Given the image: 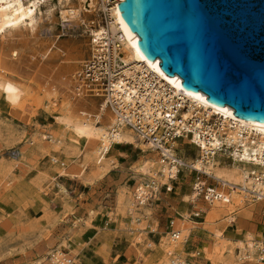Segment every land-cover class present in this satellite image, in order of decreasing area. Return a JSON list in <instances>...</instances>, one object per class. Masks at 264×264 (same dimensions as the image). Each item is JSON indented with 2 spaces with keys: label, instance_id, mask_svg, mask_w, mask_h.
I'll list each match as a JSON object with an SVG mask.
<instances>
[{
  "label": "rangeland",
  "instance_id": "374dc122",
  "mask_svg": "<svg viewBox=\"0 0 264 264\" xmlns=\"http://www.w3.org/2000/svg\"><path fill=\"white\" fill-rule=\"evenodd\" d=\"M58 1L63 3L64 0H49L40 6V11H37V19L40 18L36 32L38 36L30 38L32 42L30 40L25 44L28 46L19 41L20 37L17 35H14L12 39L8 38L9 41L13 40L12 42L0 38V57L16 49L20 52L23 50L22 53L16 50L17 62L20 60L19 63L22 64L21 69L20 65L16 64L13 68L9 65L5 70H1L3 78L9 84L5 90L0 92V122H4V125L10 129L6 132L7 139L3 145L15 144L12 148H5L0 160V264L40 262L52 250L67 254L74 264H128V262L130 264H158L165 250L161 247L160 241L166 237V242H172L168 235L170 231L168 224L171 218L174 220V229H180L179 240L173 243H183V249L176 251V253H182V260H191L193 264H228L229 260L232 264H257L255 262L256 250H253L254 253L252 252L250 260L239 258L240 249L233 243L242 241L243 246H247V240H251L252 243L262 241L264 237L263 203L252 201L247 195L243 199L244 207L238 211L235 222L230 223L224 213L216 216L208 215L210 207L221 203L208 205L196 201L195 205L204 209L200 220L202 224L193 232V235H191L192 232L189 235L190 225L184 223L185 226H183L182 221H178L176 219L178 217L173 215L170 209L173 207V210H178L184 218L191 211L188 203L192 201L193 174H190L188 170H181L176 180L171 183L172 192L167 195L163 186L161 187L168 183L167 177L165 182L162 181V177H159L160 174L154 177L160 187L159 193L146 209L138 210L141 207L135 201L134 190L139 184L147 182L152 177V175L142 176L138 166L146 160L152 159L158 162L159 156L141 144L137 138L135 143L123 144L126 153L122 157L114 158L113 155L116 153L111 151L108 157L104 158L106 161L112 160L109 164L113 172L97 183L85 180L90 177L91 171L96 169L92 164L80 168V164L77 161L74 162L75 156L67 154L64 147L53 149L52 141L64 135V131L66 140L69 141L72 136L56 120L57 115L63 114L64 100L61 95L63 93L48 96L42 89L43 77L36 70L47 62L53 67L52 70L59 66H67L68 62L71 69L62 71V74L69 77L74 76L80 71L82 63L71 64V60H75L71 58H79L76 60L83 62L91 56L90 31L94 30L97 25H101L98 0H95V8H92L94 16L88 13L84 16L86 21L94 19L95 24L92 27H87V22L85 26L63 23L59 14L62 4ZM49 11L51 14H48ZM33 39L36 41L34 42ZM69 45L72 46L71 49ZM51 46H54V50L52 48L51 53L43 59L44 61L41 60L40 55L45 54ZM79 52L82 55L77 56ZM85 91L83 98L85 100L94 99L95 106L104 101L102 97L93 96L94 94L87 91V88ZM82 109L86 110L85 107H79V110ZM210 125L213 130H216L218 126L215 121H212ZM44 135L49 136L50 143L42 141ZM98 144L99 142H96L97 146ZM176 144L177 146H174L176 155L187 164L199 159V151L188 140L178 141ZM21 146L24 148L19 149ZM82 146L83 142L80 141L78 147L81 149ZM91 148L87 147L85 152ZM26 150H29L27 153L30 154L28 159ZM12 152H18L19 155L14 157ZM218 158H220V165L226 168L233 167V164L223 160L221 155H218ZM15 166H19L26 173L20 171L19 175L15 176L13 170ZM31 170L34 171V175L27 173ZM59 174L66 175L68 180L77 181L70 183L72 187L69 190L75 189L81 192L83 194L81 198L76 192L70 196L66 192L67 188L56 185L54 179ZM60 180L61 178L57 179V182L61 184ZM212 182L208 180L206 183L212 184ZM54 186L58 188L57 192L53 189ZM74 197L77 202L81 201V204H85V207L79 210V215L75 214L76 219L74 217L72 222L68 220L67 224L61 227L64 230L70 229L66 235L69 238L62 240L61 244L56 247L46 249L45 253H35L33 247L49 235L45 227L56 223L58 217L61 221H66L65 215L71 212L73 206V204H67L66 201ZM119 198L123 204L129 198L135 202L134 205L137 208L130 212L126 206L117 201ZM60 207H62L61 211L65 210L64 213L57 212ZM38 216L41 217L35 219ZM184 227L188 231L181 232ZM154 229L157 230L153 238L155 242L150 240L153 237L150 231ZM216 232L221 233L226 242L222 255L215 251L219 242L215 237ZM184 239H187L185 243ZM148 244L150 248L147 247ZM233 246L234 258L228 259L227 251ZM35 257L37 258L33 259Z\"/></svg>",
  "mask_w": 264,
  "mask_h": 264
},
{
  "label": "bare ground",
  "instance_id": "6f19581e",
  "mask_svg": "<svg viewBox=\"0 0 264 264\" xmlns=\"http://www.w3.org/2000/svg\"><path fill=\"white\" fill-rule=\"evenodd\" d=\"M48 1L49 0H0V38L1 39L5 38V40H7L8 38L11 37L12 39L14 35H17L20 37L18 40L22 41L24 45L27 44L30 40L32 42V39L30 38L33 37L35 38L38 36V35L36 36V32L39 27L38 21L40 20V18L39 20L37 19V11L39 12L40 6L47 3ZM88 2L89 0H64L63 3L62 2L60 3L58 1V3L62 4V8L60 9V13H59L61 21L63 23H69V24L75 23L81 25H84L87 22V27L94 26L95 24L94 19H90L87 21L84 19L85 14L88 13L89 15H92L94 12L92 8H95L94 7L95 0H91L89 2V5H87ZM48 14H51L50 11L48 12ZM92 16H94V14ZM109 20H110L109 26L111 27V29L114 32L118 31L121 33L122 36L121 51L124 53L123 61L126 64L128 63L133 64L134 69L136 70H147L148 72H151L152 74L156 75L158 78H160L163 81L166 87L171 90L172 94L183 96V98L187 103V111L182 114L184 120H188L190 118L195 117L197 120H199L198 122L204 121V127L206 129H210L212 127L210 125L212 121H215L218 124L216 130H214L215 132L214 131L210 132V136L212 138L211 141H205V140L204 142L200 141V144L204 147V149H208L210 148V146L215 148L217 145H219L220 144L219 136L221 137L222 135H224L225 137L226 144L228 146H233V151H231L233 157L237 159V161L241 160L238 165L236 164L233 165V167L231 168H226L222 165H218L217 162H214L211 159H208L206 163H204L200 159H197L193 161L192 165L194 169L211 174L214 178L219 179L225 182L226 185L232 187L233 190L229 191V196L225 197L226 199H228V203H221L220 205L214 204L212 207L209 208L208 215L216 216L219 213H224L226 219H228L230 223L235 222V218L236 215L238 214V211L244 207L243 199L250 194L251 190H255V191L263 190L260 184L254 183V181L250 177V173H252L253 171L264 175V124L237 119L232 115V112L210 105L209 103L206 102V100L196 96L193 93L186 92L185 90H183L172 79L161 73L159 68L153 62H151L150 60L146 59L143 55H141L139 51L136 49V47L130 42V40L125 35V31L122 28L121 17L118 7H113L110 10ZM90 33L93 34L94 31L92 30ZM11 39L10 41L8 39V41L12 42L13 40L11 41ZM35 41L36 40H34V42ZM5 43L8 42L5 41ZM13 45H15V43H13ZM24 45L23 48H25ZM64 46L66 47V45ZM71 47L72 46H70V49ZM52 48L54 50V46H51L47 49L45 54L40 55L41 60H43L47 55H49V53H51ZM93 48L94 46H91V51H93ZM16 50L12 51L10 54L5 53L0 57V92L5 90L6 86L9 85L8 82L3 78L2 76L3 73H1V70H5L6 66L8 67L9 65H11V67L13 68L14 65L16 64H19L21 69L22 64L19 63L20 60L17 62ZM64 55L69 56L67 54ZM76 55L78 56L82 54H80L79 52V54L77 53ZM11 58L12 60H10ZM20 59L22 60V58ZM71 59H75V60H71L72 61L71 64L84 63V61L82 62L80 60H76L79 58H71ZM66 64L67 66L65 65V67L59 66L56 69L52 70L53 67L47 62V64L43 66H39V68L36 70L37 73L41 77H43L42 89L44 92L47 93L48 96H56L63 93L61 94L64 100V104L62 106L63 114L59 116L57 115L56 120L60 123V125L64 127V129H66L72 135L68 141L65 138L66 133L64 131V135H61L60 138H57L54 141H52L54 143L53 145L54 148L53 147L52 148L56 150L64 147V150L67 154L71 156H75L74 158L76 160H74V162L77 161V163L80 164V168L92 164L96 169L95 171H91L92 173L90 174L89 178L85 179L86 182L88 181L92 183L104 177L110 170L111 164L109 163L112 162V160L109 159V161H106L104 160V158L108 157L110 153L111 143L115 142L119 144H132L135 143L136 137L132 134L131 131H129L126 128H123L121 123L117 122L115 116L107 108L105 101H102L100 102L101 103L100 105L95 106L94 99L85 100L83 98L84 92H86L85 90L87 87L84 86V84L79 81V75L81 69L74 76L71 77H69L68 75L64 76V74H62V71L64 70L68 71L69 69H71L70 65H68L69 63L67 62ZM16 68H18V66ZM32 71L34 70L32 69ZM97 96L98 95H96V97ZM79 107L82 108L85 107L86 110L84 109L79 110ZM196 126H197L196 128H199L201 124L197 123ZM111 130L113 132L110 135ZM80 141L83 142V146L81 147V149L80 147H78L80 146ZM96 142H99L98 146L96 145ZM143 145L146 148H149L146 144ZM174 146H177V144L174 143L173 147ZM87 147H92V148L88 152H85ZM250 161H254V164H251ZM158 164H160V166H158ZM257 164L259 165L262 164L263 167L258 168V170L257 168L256 169L249 168L252 165H257ZM138 168L142 176L150 177L152 175L151 178H154L157 177L158 174H160L159 177H162L163 180L162 179L161 180L164 182L167 181L166 180L167 176L168 178L169 176L171 177L175 176L174 174L175 169L168 167V165L162 163L160 159H158V162L152 159L146 160L143 163H141L138 166ZM59 175L65 176L64 174H59ZM143 184H147V182L145 181L143 182ZM192 198L193 195L191 196V199ZM117 201H119L121 205L123 204V202H121V198H119V200ZM134 204L135 202L131 201L128 198L125 204L123 205L126 206L128 210L131 212L137 208ZM137 205L141 207L138 210H143L146 209L147 207L145 200H142L140 198L139 201L137 202ZM182 225L185 226L183 222ZM184 230H187L186 227L181 229V232H184ZM215 237L219 240V242L217 243V247L215 248V251L222 255L226 247V242L225 240H223L224 238H222V234L219 232L215 233ZM165 238H163L160 241L161 247H163L165 250L163 252V258L159 260L158 264H170V260L175 258L181 259L182 257V253L181 254L178 252L176 253V251L178 249L179 250L183 249V243L182 242L173 243V242H177L179 238L176 241L170 238L172 241L171 243L166 242ZM247 241H248L247 246H243L244 244L242 243V241L241 242L238 241L237 243L234 242L235 244L233 243V245H237V247L240 249L241 257L239 256V258L250 260L252 259L251 256L254 253L253 250H255V246L258 245V243L255 242L252 243L251 240H247ZM233 249L234 246L231 247L230 250L228 251L226 250L228 252L227 255L228 259L234 258ZM218 260H220V257L218 258ZM229 261L230 262L228 264H232L231 260ZM30 263L37 264L39 262L35 261Z\"/></svg>",
  "mask_w": 264,
  "mask_h": 264
},
{
  "label": "water",
  "instance_id": "95a60500",
  "mask_svg": "<svg viewBox=\"0 0 264 264\" xmlns=\"http://www.w3.org/2000/svg\"><path fill=\"white\" fill-rule=\"evenodd\" d=\"M122 28L186 92L264 124V0H123Z\"/></svg>",
  "mask_w": 264,
  "mask_h": 264
},
{
  "label": "built area",
  "instance_id": "2783aa9c",
  "mask_svg": "<svg viewBox=\"0 0 264 264\" xmlns=\"http://www.w3.org/2000/svg\"><path fill=\"white\" fill-rule=\"evenodd\" d=\"M98 1L101 25L94 28L93 34L90 33L91 46L94 48L89 59L82 64L79 81L87 87V91L104 99L107 108L123 128L131 131L139 142L146 144L148 149L155 152L162 163L175 169V176H169V178L167 176L168 183L161 185L166 193L172 192L171 183L176 180V174L179 175L181 170H188L190 174H193L192 203L198 199L208 205L228 203L225 197L229 196V191L233 190L232 187L211 174L194 169L192 163L184 162L176 155V147H173V144L188 140L199 151L201 161L206 163L208 159H211L218 165H220L218 155L233 165L239 164L241 160L237 161L232 155L233 146H228L222 135L219 136V145L204 149L200 141H211L210 132L214 130L206 129L204 121L198 122L199 120L195 117L183 119L182 114L187 111V103L183 96L172 94L163 81L151 72L136 70L133 64H126L123 61L121 33L114 32L109 26V12L113 7H117L121 0ZM197 123L201 124L199 128H196ZM112 132L111 130L110 135ZM42 140L49 141V136L44 135ZM114 144L116 143L112 142L111 146ZM18 155V152H12V156ZM250 163L254 164V161ZM260 167L263 165H252L250 169L258 170ZM250 177L254 183L260 184L263 190H251L248 196L252 201L264 204V175L252 171ZM208 180L213 181L212 184H207ZM159 188L154 178H150L147 184L142 183L135 188V201L138 202L140 198L147 204L157 197ZM200 215L201 211L198 209H194L187 215L186 219L191 222L190 228L196 226L195 222ZM168 227L170 228L169 237L174 241L178 240L180 229H174V220L169 222ZM186 241L187 239L184 243ZM255 243H258L255 246V262L264 264V237L262 241H255ZM37 264H74V262L67 254L52 250ZM170 264H192V262L188 259L175 258L170 260Z\"/></svg>",
  "mask_w": 264,
  "mask_h": 264
},
{
  "label": "crops",
  "instance_id": "0c3cea01",
  "mask_svg": "<svg viewBox=\"0 0 264 264\" xmlns=\"http://www.w3.org/2000/svg\"><path fill=\"white\" fill-rule=\"evenodd\" d=\"M10 129L7 127V126H5L4 125V122H0V160H1V158H2V156H3V153H4V151H5V148H12L13 146H14V144L13 143H11V145H9V146H5V145H3V142L7 139V135H6V132H8ZM13 140V139H12ZM42 141H44V140H42ZM44 142H47V143H50V140L49 141H44ZM24 148V146H21L19 149H23ZM29 150H26V153L28 152ZM111 151H113L114 153H116V155L114 154L113 156H114V158H118V157H122V155L124 154V153H126V150L125 149H123V144H119V143H116V144H114V145H112L111 146V150H110V152ZM25 153V152H24ZM29 156H30V154H28L27 153V159L29 158ZM22 157V156H21ZM127 157V156H126ZM5 159V158H4ZM19 159V158H18ZM20 160H21V158H20ZM127 161V160H126ZM56 162V161H55ZM26 167L27 168H29V166H27L26 165ZM25 167V168H26ZM115 168V167H114ZM13 170H14V173H15V176H17V175H19V172L20 171H22V172H24V173H26L25 171H23L19 166H15L14 168H13ZM115 170V169H114ZM113 172V169H110L109 170V172L104 176V177H102L101 179H99V180H97V181H95L94 183H97V182H100V180L102 181L103 179H105V178H107L108 177V175L109 174H111ZM27 173H30V175H34L33 173H34V171L33 170H31V171H28ZM26 175H29V174H26ZM61 178V184L60 183H58L57 182V179H60ZM67 177H66V175L65 176H57L54 180H55V182H56V185L57 186H59V187H62V188H67L66 189V192L71 196L73 193H75L76 192V194H78L79 195V198H81V196L83 195V194H81V192H77L75 189H72V190H69L70 189V187H72V186H70V183H75V182H77V181H74V179H66ZM53 189L57 192V190H58V188L57 187H53ZM69 190V191H68ZM165 194L167 195V194H169V193H166L165 192ZM152 201H154V200H152ZM152 201H150V202H152ZM197 201H201L200 199H198ZM148 203L147 204V206L148 205H150L151 203ZM202 202V201H201ZM66 203L67 204H73V206H72V210H71V212H69L68 214H66L65 215V218H66V221L64 222V221H61L60 220V217H58V219H57V221H56V223H53L52 225H50V226H46L45 228H46V231H48L49 232V235H48V237H46V239L45 240H40V242L39 243H37L34 247H33V250L35 251V253L36 252H43V253H45V251H46V249L48 250V249H50L51 247H56V246H58V245H60L61 244V241L62 240H65V239H68L69 238V236H66V235H68V232L70 231V229H61V227H63V226H65L67 223V221L69 220L70 222H72V219L75 217V214H78L79 215V210L81 209V208H83V207H85V204H81V201H79V202H77V200L75 199V197L74 198H70V200H67L66 201ZM153 203V202H152ZM195 203H196V201L195 202H189L188 204L191 206V211H190V213L194 210V209H198V210H200L201 211V215H200V218L199 219H197L196 220V222H195V225L196 226H194V227H191L190 228V232H189V235L191 234V232H192V234L191 235H193V232H195L197 229H198V227L202 224V221H200L201 219H202V216H203V213H204V209H202V208H199L198 206H196L195 205ZM204 203V202H203ZM87 205V204H86ZM61 208L62 207H60L58 210H57V212H59V213H64L65 212V210L63 209V211H61ZM171 209V211H172V214L173 215H175L176 217H178V218H176L178 221H182L183 223H187V224H189V225H191V222L189 221V220H187L186 218H184L183 216L184 215H181V213L178 211V210H173L174 208L173 207H171L170 208ZM168 210V209H167ZM61 211V212H60ZM189 213V214H190ZM188 214V215H189ZM58 216H60V214L58 215ZM187 216V215H186ZM39 217H41V216H38V217H36L35 219H39ZM180 217H182V218H180ZM74 219H76V217L74 218ZM172 220H173V218H171ZM69 225V224H68ZM264 228V227H263ZM156 233H157V230L156 229H154V230H151L150 231V234H152L153 235V237L152 238H150V240L152 239L153 241H154V236L156 235ZM65 237V238H64ZM152 242V241H151ZM155 242V241H154ZM149 245L150 244H148V248H150L149 247ZM37 257H35V258H33V259H36ZM191 261V260H190ZM128 264H130L129 262H128ZM132 264V263H131ZM193 264V263H192Z\"/></svg>",
  "mask_w": 264,
  "mask_h": 264
}]
</instances>
